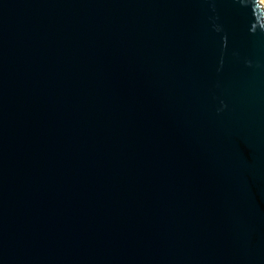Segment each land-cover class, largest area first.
I'll use <instances>...</instances> for the list:
<instances>
[{
  "label": "water",
  "instance_id": "95a60500",
  "mask_svg": "<svg viewBox=\"0 0 264 264\" xmlns=\"http://www.w3.org/2000/svg\"><path fill=\"white\" fill-rule=\"evenodd\" d=\"M0 264H264L260 0H0Z\"/></svg>",
  "mask_w": 264,
  "mask_h": 264
},
{
  "label": "bare ground",
  "instance_id": "6f19581e",
  "mask_svg": "<svg viewBox=\"0 0 264 264\" xmlns=\"http://www.w3.org/2000/svg\"><path fill=\"white\" fill-rule=\"evenodd\" d=\"M261 4L264 6V0H261Z\"/></svg>",
  "mask_w": 264,
  "mask_h": 264
},
{
  "label": "rangeland",
  "instance_id": "374dc122",
  "mask_svg": "<svg viewBox=\"0 0 264 264\" xmlns=\"http://www.w3.org/2000/svg\"><path fill=\"white\" fill-rule=\"evenodd\" d=\"M261 1V0H260Z\"/></svg>",
  "mask_w": 264,
  "mask_h": 264
}]
</instances>
